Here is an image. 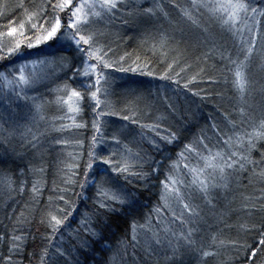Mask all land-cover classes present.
I'll use <instances>...</instances> for the list:
<instances>
[{"label":"trees","instance_id":"trees-1","mask_svg":"<svg viewBox=\"0 0 264 264\" xmlns=\"http://www.w3.org/2000/svg\"><path fill=\"white\" fill-rule=\"evenodd\" d=\"M162 1L175 6L182 0ZM251 2L264 7V0ZM48 3L55 4L57 0H0V44L12 45L8 33L13 27L18 30L13 34V40L21 43V40L27 41L26 37H33L36 30L30 26L37 23L39 27L42 19L35 15L31 20L28 17L38 13L40 5ZM144 8L149 5L128 9L122 16L116 15L109 23L103 24V29H108L104 33V43L112 49L109 56L119 63L103 70L107 84L101 81L98 108L88 90H81L84 99L80 101V111L74 115L73 122L67 109L55 102L51 91L56 83H49L50 88H47L39 82L33 93L25 92L27 99L9 100L5 96L0 99V179L6 177L11 182L8 185L0 183V236L3 237L0 240V264H8V256L12 257L11 264H77V261L79 264H109L122 241L130 244L134 223L138 226V238H142L141 245L145 239L150 240L151 231H159L163 236V229L176 233L184 231L185 234L188 228L193 229L194 245L183 255V264H264V243H261L264 241V178L254 175L251 167L230 175L227 187L212 190L208 200L198 193L192 200L186 199L185 202L191 203L198 213L190 219L191 213L185 211L183 219L188 221L187 224L181 223L164 208H161L163 218L155 219V209L163 205L161 181L172 163L179 166L174 172L175 178L185 181L190 180L191 175L184 164L203 166V162L194 157L179 158L186 144L193 143L203 132L213 138L214 143L209 147L214 151L223 149V140L228 137L221 133L218 139L214 135L211 125L215 123L232 136L233 150L243 151L236 143L234 133L244 137L246 145L248 134L253 133L254 128L260 130L259 122L264 119V67H254V76L257 72L258 76H251L254 84L252 87L246 85L242 99L233 83V72L228 70L234 69L235 65L227 59L222 60L220 53L230 54L232 59L237 55L240 61L244 60L245 54L238 51L229 35L216 30L218 23L214 19L209 21V14L194 15L208 31L200 30L185 17L184 20L178 19V24L174 22L177 26L173 28L179 35L170 43L174 49L168 51L159 48L155 36H151L149 25L152 24L144 30L134 31L132 14L136 15L137 9L145 12ZM47 11L51 13V8ZM179 15L182 16L176 8L173 18H179ZM258 19L260 33L264 18ZM21 24L23 29L19 28ZM141 35L146 36L143 40L149 43L140 40ZM38 48L32 51L40 54L42 46ZM19 52L6 55L3 65L15 63ZM63 52H66L63 55L67 56L71 68L81 60L82 54L73 49L57 51L54 56ZM121 68L128 70L121 71ZM60 82V86L66 83L70 88L75 86L73 80ZM105 88L109 92L107 98L103 95ZM132 90L142 91L143 100L132 95ZM105 99L108 107H105ZM37 104L43 105V120L37 117ZM240 108L244 109L243 114ZM124 116L130 119L125 120ZM231 121L236 122L235 129ZM53 124L56 128L60 125L68 127L57 131ZM144 125L158 127L153 131L142 127ZM168 130L177 132L179 140L172 143L162 140ZM32 134L40 138L36 147L29 143ZM61 139L68 142L56 143ZM149 140H155L160 151ZM260 144H264V140L258 141L257 149L252 152V158L258 164L261 161L259 153L264 152ZM125 145L133 152L143 149L142 155L146 153L162 161L164 168L147 180L132 179L128 185L134 194L130 203L115 213L104 214L102 221L93 224L99 235L92 236L83 230V220L97 208L99 189L111 187L105 182L109 180L111 166L95 161L88 169L89 154L94 151L97 155L117 160ZM144 167L145 171H151V164ZM262 168L264 164L254 171L259 173ZM34 185L37 192H33ZM61 195L63 201L59 199ZM65 201L75 210L60 229L53 232L47 223L48 213L60 216L56 208H65ZM173 210L177 215L181 211L175 205ZM141 225L143 230L139 229ZM21 234L24 243L20 253L10 252L11 236ZM83 239L88 241L86 249L79 246ZM153 252L154 255L145 256L137 248L134 257L133 248L128 246L122 259H118L120 264H145V260L148 264H170L172 252L166 246L157 247L153 243ZM181 252L185 250L181 249ZM203 252L213 255L204 257Z\"/></svg>","mask_w":264,"mask_h":264},{"label":"snow or ice","instance_id":"snow-or-ice-1","mask_svg":"<svg viewBox=\"0 0 264 264\" xmlns=\"http://www.w3.org/2000/svg\"><path fill=\"white\" fill-rule=\"evenodd\" d=\"M49 7L51 8V13L47 11ZM129 7L130 5L126 3L125 0H78L75 4L73 0H57L55 4L48 3L40 5L39 12L33 13L28 17V19L31 20L32 16L35 15L41 18L43 22L39 24V27L37 23L31 24V29L36 30V32L33 37L25 38L27 40V47L33 48L42 43L53 41L54 39H63L71 42L77 52L82 54L81 63L88 65V67L84 69V76H95L92 86L89 87L85 84L84 87L87 88L90 96L95 98V107L98 108L101 101L97 98V94L101 92V81L103 80V82L107 84V78L104 76L103 70L112 67L113 63H119V61H113L111 56H109L112 49L104 43V33L98 29H94L93 25L103 20L105 17L111 20L116 16L117 12H121ZM175 7L181 12L183 17L187 18V20L191 21V23L197 27H202V25L199 24L197 17L194 16L193 13L202 14V10H206L210 17L222 26L225 31L229 33H241L243 29H247L251 34L252 38L249 41L243 61L232 59L230 54L225 56L223 52L220 53L222 60L227 59L231 64L236 66L234 69L229 68L228 70L233 72V83L241 93V98L243 99L248 83L244 69L255 50V37L259 35L258 30H256V25L260 23L258 17L264 18V7L255 6L251 0H188L187 5L181 7V5L176 4ZM155 8L160 9L162 12L164 11L160 4L155 5ZM144 11L148 15H154V10L151 7ZM60 13H64L65 19L63 21L61 20ZM164 15L167 16L168 13L164 12ZM49 16L51 18L47 19L46 17ZM124 23H127V21L125 20ZM45 24L47 27L44 26ZM23 27L24 25L21 24L20 29H23ZM17 31V28L13 27L10 28L8 34L13 35L17 33ZM20 35L23 36L22 31ZM164 43H166V40L161 41V46H163ZM20 47L21 43L19 40L15 41L11 46H7L3 54H0V60L4 59L6 55L10 56L13 53H18ZM93 60L95 63L91 62ZM120 60H123V57H120ZM37 63L44 65L45 61H33L32 67L35 68ZM25 67L26 65H21L15 70L19 72L18 77L13 75V78L9 79L8 74L0 72V78H2L4 84L9 88L10 93H14L17 98L24 97L27 99L25 90L34 88L39 84L41 77L35 72H30L26 75ZM120 70L126 71L128 69L121 68ZM76 71L79 72L81 70L78 68ZM148 74L151 75L150 72ZM185 87H187V84ZM65 88H67V86H65ZM92 88H95V91H92ZM70 93L68 97L69 101L72 100V97H76L78 102L84 99L80 91L70 89ZM103 95L105 98L109 95L106 88L103 90ZM58 100L62 101V98H58ZM104 103L105 107L109 106L107 99H105ZM35 110L40 120L45 119L42 115V104L35 105ZM67 111L74 114L78 113L80 108L73 107L69 104ZM239 111L241 114L244 113L243 108H240ZM62 118L63 117H60V119ZM123 118L125 120L130 119L129 116H124ZM69 119H73L74 122V116H69ZM132 122L137 123L135 119H132ZM231 124L233 129L237 127L235 121H231ZM52 127L54 130L60 131L66 129L68 126L60 125L59 128H56L55 124H53ZM142 127L150 128L155 131L158 125H144ZM211 129L218 139L221 133H223V136L228 137L226 140H223L224 148L214 151L212 147H209L210 143H214L213 138L206 136L203 132L196 137L193 143L184 146V149L179 153V158L188 159L189 157H194L198 161H202L203 166H190L189 164H184V168L187 169L188 173L191 175V179L185 181L182 178H175L174 172L179 166L175 162L172 163L171 167L166 172L165 179L161 181L162 191L160 199L163 201V205H158L155 209L157 213L155 219L161 220L163 218L161 208H164L171 211L172 216L180 220L181 223L187 224L188 221L183 219L184 212L187 211L191 213L190 219L197 216L198 213L195 211L192 204L186 203L185 200H192L196 193L208 200L212 190L218 187H227V181L230 175L238 173L241 170H247L249 167L253 169L254 175H259L261 178H264V168H262L259 173L254 171L256 167L264 164V152L259 153L261 156L259 164L252 158V152L254 149H257L258 141L264 140V119H261L259 122L260 130L254 128L253 133L248 134L246 145L244 137L240 136L239 133H234V135L237 136L236 143L239 144L243 151L233 150L232 136L227 132H223L215 123L211 125ZM28 131L31 132V129ZM97 131H99V128H97ZM39 139L38 135L32 134L29 143H31L32 147H36ZM114 139L116 138L114 137ZM162 140L172 143L173 141H178L179 136L177 132L168 130V135L163 137ZM205 140H207L208 143H205ZM67 142V140L62 139L56 140V143ZM116 142L120 143L119 140ZM148 142L153 145L157 151H160V145L157 144L155 140H149ZM95 144L96 137L94 136L93 146H95ZM260 148H264V144H260ZM224 149H227V151ZM142 151L143 149L133 152L131 148L125 145L123 153L117 160L97 155L94 151L90 152L87 168L91 169L95 161L110 165V172L108 173L109 180L105 182L110 183L111 187L107 189L101 187L99 189L96 201L97 208L91 216L86 215L83 220L84 231L92 236H98L99 233L96 232L93 224L102 221L104 214L115 213L119 208H123L130 203L134 194L129 190L128 185L131 183L132 179L147 180L149 176L158 174L164 168L162 161L150 157L146 153L142 155ZM204 153H207V155ZM112 155L116 154L112 153ZM145 164H151V171H145ZM76 167H78V165ZM85 179H87V176H85ZM0 183L8 185L11 182L5 177L0 179ZM81 187H83V185H81ZM37 191L38 189L34 185L33 192ZM49 199L51 200V198ZM59 199L63 201L64 196L61 195ZM65 204L66 207L63 209L59 207L56 208L60 216L52 212L48 213L47 223L53 232L58 231L65 221L68 220L72 211L75 210L74 206L69 202L65 201ZM173 205L181 209L179 215L173 210ZM24 222L27 221L25 220ZM44 222L45 221L42 220V223ZM143 228L144 226H139L140 230H143ZM14 231H16V229H14ZM192 231L193 229L188 228L187 234H185L184 231L176 233L171 232L170 229H163V236L160 235L159 231H151L150 240L145 239L144 244L141 245L140 239L142 238H138V226L134 223L130 244L122 241L113 257L110 258L109 264H120V259H122L123 253L127 251L128 246L133 248L134 257L137 248H139L145 256H152L154 255L153 243L157 247L166 246L170 249L172 252V256L169 258L170 264H183V255L191 250L194 245V241L191 237ZM0 240H3L2 236H0ZM181 241H183V243H181ZM23 243L24 237L22 234L12 235L9 251L19 254ZM261 243H264V241H261ZM79 246L86 249L88 247V241L86 239L81 240ZM181 249H184L185 252L182 253ZM202 255L207 257L213 255V253L203 252ZM118 257L120 259H118ZM6 259L8 264H11L12 257L8 256ZM77 264H79L78 261ZM145 264H148L147 260H145Z\"/></svg>","mask_w":264,"mask_h":264},{"label":"rangeland","instance_id":"rangeland-1","mask_svg":"<svg viewBox=\"0 0 264 264\" xmlns=\"http://www.w3.org/2000/svg\"><path fill=\"white\" fill-rule=\"evenodd\" d=\"M73 2L75 4L76 2H78V0H73ZM125 2L130 5V7L128 9H134L136 6L137 7L143 6L144 7V6H148V5H149V8L150 7L153 8L154 15H148V14H146V12H142V10H139V9L136 10L138 12V13H136V15L132 14L131 20L135 25L134 31L144 30L145 28L148 27L149 24H152V26L149 25V27L152 28L151 36L152 35L155 36L159 48L163 49V47H164V49L166 50V48H167L168 51H170L171 49H174V46L172 47V45L170 43L173 41V38L178 36L179 34H177L175 32L173 26H177L174 24L175 23L178 24L179 20L183 19V16H180V15H179V18H177V16L175 19L173 18V15H174V12L176 9L175 6L169 4L167 1L161 2V0H125ZM187 2H188L187 0H182L181 3H179V5H181V7H183V6L187 5ZM157 4L162 5L163 10H164L163 12L160 11V9L155 8V5H157ZM128 9H124L121 12H117L116 15L122 16L124 14V12L127 11ZM144 9H146V8H144ZM164 12H167L168 15L165 16ZM206 13L208 14V12L206 10H202V14L206 15ZM195 14H197V13L194 12L193 15H195ZM60 16H61V20L63 21L65 19L64 13H60ZM46 18L50 19L51 17L49 16ZM113 19H111V20H113ZM145 20L148 21V23ZM208 20L212 21L213 18H210ZM108 21H110V20L107 17H105L103 20H100L97 23H95L93 25V28L102 31L103 33H107L108 29H106V30L103 29V24H106ZM143 21H145V23H143ZM42 22H43V20H42ZM44 26L47 27L46 24ZM250 26H251V23H250ZM14 28H17V27H14ZM19 28H20V26H19ZM258 29H259L258 25H256V30H258ZM262 29L263 30H261L259 35L255 37V41H254L255 42V50L253 51V54H252L250 60L248 61V64L246 65V68L244 70L245 77L248 81L247 84L250 85L251 87L254 84L251 80V76H253V77L258 76V72L254 76V71H253L254 67H264V27ZM200 30L208 31L207 28H203V27H200ZM216 30L219 31V33H223V34L226 33L227 35H229L232 38L233 43H235L236 46L238 47V51L245 54L247 47H248V44H249V41L252 38L251 34L248 32L247 29H243L241 33H229L227 31H225L222 26L217 24ZM158 31H159V33L156 34ZM14 37L15 36H13V35H9L8 41H10V43H12V44H14V41H16V40H13V39H15ZM140 37H141L140 40H143V38H145L146 36L143 37V35H141ZM162 40H166V43H164L163 46H161ZM21 41H22L21 42L22 47H20V50H19L20 51L18 54L19 59H16L14 61L15 63H13V64H11V62L7 63L6 66L3 65V62H5L6 60L5 59L0 60V72L8 74L9 79H12L13 75H15L16 77L19 76V72L15 71V70L17 68H19L21 65H26L25 74L27 75L30 72H35L38 76L41 77L40 82L42 84H44L45 87L50 88L49 83H56L55 86H53L52 91H51V92H53V95L55 97V100H56L55 102L61 103L60 105L64 109H68L69 104H71L73 107H79L80 108V101L78 102L76 97H72L71 101L68 100V97L71 94L70 89H75L77 91H81V90L85 89V87H84L85 84H87L89 87H91L93 84V81L95 79V76L94 75H91L90 77L84 76V74H83L84 69L87 68L88 65L82 64L81 60L78 61L73 68H71L70 67L71 63L68 62L67 56L63 55L66 52H63V53L59 54L58 56H54L55 54H57V51H69L71 49L76 51L75 47L71 44V42H68V41L63 40V39H61V40H55L54 39L53 41H48V42L42 43V44L35 46L33 48H28L27 47V41H23V40H21ZM143 41H145V40H143ZM33 42H34V40H33ZM145 42L149 43L147 40ZM5 44H6V42L0 44V54L2 53L1 51H4L6 49ZM40 46H42V49H41L42 51L40 50L38 52L40 54H37V52L32 51L35 49H39L38 47H40ZM233 59H238L237 55H235V57ZM33 61H45V64L41 65V64L37 63L35 68H33L32 67ZM258 61H260L261 64L258 63ZM91 62L95 63L94 61H91ZM68 63H69V65H68ZM78 68L81 71L77 72L76 69H78ZM249 72H250V74H249ZM57 79H59V80H57ZM68 80H73L75 82V86H73L74 88H72V87L70 88L69 86H67V83L62 85V86L59 85L60 81H61L60 83H65ZM65 86H67V88H65ZM33 89L34 88L26 89L25 92H30V93L32 92L33 93L34 92V91H32ZM0 94H2L0 97L1 100H3L2 96H5V98H7L9 100H14L17 98L14 93H10L9 88L4 84L2 78H0ZM58 98H62V101L58 100ZM75 114L76 113H74V114L69 113L68 116H74Z\"/></svg>","mask_w":264,"mask_h":264},{"label":"bare ground","instance_id":"bare-ground-1","mask_svg":"<svg viewBox=\"0 0 264 264\" xmlns=\"http://www.w3.org/2000/svg\"><path fill=\"white\" fill-rule=\"evenodd\" d=\"M133 91H135V90H132V95H134L137 99H141V100H143L141 97L143 96L142 95V91H139V92H133Z\"/></svg>","mask_w":264,"mask_h":264}]
</instances>
